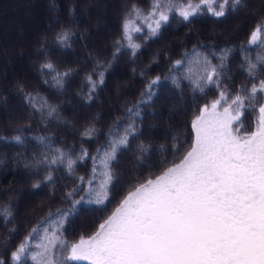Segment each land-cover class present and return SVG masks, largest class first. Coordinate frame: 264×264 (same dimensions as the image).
<instances>
[{"label": "trees", "instance_id": "trees-1", "mask_svg": "<svg viewBox=\"0 0 264 264\" xmlns=\"http://www.w3.org/2000/svg\"><path fill=\"white\" fill-rule=\"evenodd\" d=\"M43 1L33 17L41 21L36 36H30L26 23L19 21L16 34L30 38L18 43V59L7 52L0 28V46L5 48L0 72L3 264H16L12 253L31 230L45 217L54 219L57 210L71 209L73 201L90 190L97 170L107 169L111 173L107 198L99 204L76 205L61 229L69 243L93 235L130 192L182 161L194 143L192 121L204 105L219 99L222 91L234 97L264 80V63L259 59L264 57V44L248 43L256 26L264 23V0H242L235 10L226 8L225 16L215 17L207 7L219 10L222 0H216V4L201 6L187 21L179 8L189 0H160L172 10L156 35H151L143 16L132 17L142 28L131 33L136 48L128 46L123 23L134 5L147 14L153 0ZM120 1L122 6H118ZM190 2L196 5L200 0ZM7 26H11L8 20ZM62 31L70 34L69 39L58 44L56 35ZM205 59L220 73L219 86L199 79ZM177 61L182 63L177 65ZM49 63L55 71L43 67ZM250 63L257 65L254 75H249ZM157 77L160 80L151 99L140 103L142 93ZM258 116V110L249 107L233 127L239 129L238 134H249L256 129ZM129 123L136 127L135 134L105 167L103 154L109 142L122 136ZM17 135L22 143L13 139ZM141 144L146 148L143 153L138 151ZM57 149L65 154L63 163H40L58 155ZM85 151L88 156H82ZM48 175L51 181L46 180ZM77 186L85 191L67 199L66 193ZM23 264L34 262L28 258Z\"/></svg>", "mask_w": 264, "mask_h": 264}, {"label": "snow or ice", "instance_id": "snow-or-ice-1", "mask_svg": "<svg viewBox=\"0 0 264 264\" xmlns=\"http://www.w3.org/2000/svg\"><path fill=\"white\" fill-rule=\"evenodd\" d=\"M209 4H216V0H200L196 5L189 0L179 8V15L187 21L201 6ZM241 4L242 0H222L217 5L219 10L207 7V11L215 17H223L226 8L235 10ZM171 10V5L164 6L160 0H153L147 14L134 5L123 23L128 46L138 47L132 43L131 33L142 31L133 16L136 19L143 16L151 35H156L162 23L168 22ZM69 35L66 31L58 33L56 42L66 43ZM248 43L264 44V23L256 26ZM259 59L264 63V57ZM181 63L176 62L177 65ZM43 67L55 71L50 63ZM256 67L254 63L248 65L249 75L255 74ZM202 71L204 75L200 80L219 86L220 73L206 59ZM60 75L57 73V77ZM159 80L157 77L149 83L140 103H144L145 98L151 99L153 87ZM197 88L203 91L199 83ZM219 96L210 105H204L192 121L195 139L182 162L136 188L93 235L69 243L63 238L61 229L76 205L103 203L107 198L106 185L111 181L110 172H105L101 191L89 190L73 201L71 209L57 210L54 219L45 217L40 221L12 253V260L16 264H23L28 258L34 264L73 261H88L89 264H264V80L258 85L252 84L250 89L243 88L234 97L223 91ZM222 103L227 106L221 112L217 109ZM249 107L258 110L257 126L255 131L241 136L233 125L240 122ZM128 111L133 112L132 109ZM135 114H139L138 108ZM136 130L134 124L129 123L122 136L109 142L103 154L105 167L115 159L120 148L129 144L128 137ZM13 139L22 143L19 135ZM145 150L143 144L138 146L139 152ZM56 151L58 155L50 160L45 157L40 163H63L65 154L59 149ZM88 155L82 152V156ZM72 164L69 159V169ZM46 180L51 181V175ZM81 191L85 190L77 186L66 193V198L71 199ZM32 239L39 241L34 248L28 243Z\"/></svg>", "mask_w": 264, "mask_h": 264}, {"label": "rangeland", "instance_id": "rangeland-1", "mask_svg": "<svg viewBox=\"0 0 264 264\" xmlns=\"http://www.w3.org/2000/svg\"><path fill=\"white\" fill-rule=\"evenodd\" d=\"M40 1H43V0H12L11 3H6V2L4 3V1L0 3V14L4 15V16L2 15L3 18L0 19V28H1L2 32H3L4 38H6L5 46H7V52L13 58L18 59L21 56V55L18 56L17 49H16L18 47V43L19 42L21 44H24L23 40L28 41V39L30 38L31 35L32 36H36L37 35V31H38V29H39V27L41 25V21L38 18L35 19L33 17H35V12L37 11V9L39 10V7H41V6L37 7L38 3ZM48 3H49V5L51 4L50 2H48ZM44 5H45V8H46L47 4L43 1V6ZM118 6H122V1H120L118 3ZM12 9H14L13 13H11ZM9 12H10V15L8 16L7 14ZM6 16H8V17H6ZM7 20L10 22V25H11L10 27L7 26ZM21 20H22V22H24V24L26 23V25H27L26 26V30L28 31V34L30 35L29 38H27V39L25 38L24 35H21V34L17 35L16 34V32L18 30V27H20L18 25V24H20L19 21H21ZM11 37H13V38H11ZM0 48H1L0 49V72H1V66L3 65V62H4L3 57L5 56L3 50H5V48L3 47V45L0 46ZM217 110L222 112L223 107H218ZM239 135L243 136V134H239ZM190 150H191V148H190ZM105 172H107V169H103V170L101 169L100 170V168H99L97 170L96 177L92 181L90 190H92V191H101L102 190L100 186L106 180ZM153 180H155V179H153ZM135 190H133L132 192H134ZM132 192H130V193H132ZM85 238H87V237H85ZM38 242L39 241L35 240V239L29 240L28 241L29 247L30 248H34L35 244L38 243ZM82 262L89 263L88 261H82Z\"/></svg>", "mask_w": 264, "mask_h": 264}]
</instances>
